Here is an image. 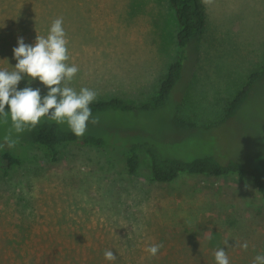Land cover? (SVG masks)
<instances>
[{"label":"rangeland","instance_id":"374dc122","mask_svg":"<svg viewBox=\"0 0 264 264\" xmlns=\"http://www.w3.org/2000/svg\"><path fill=\"white\" fill-rule=\"evenodd\" d=\"M202 2L208 20L199 58L193 68L187 51L182 78L164 107L93 115L99 123L89 122L86 132L105 137V148L69 143L53 160L28 141L31 130L19 134L15 148L0 150V158L8 149L22 160L7 175L0 171V233L20 228L23 255L40 257L48 239L59 241L55 254L64 246L78 258L94 255L99 244L102 255L114 246L116 257L128 264H193V257L202 264L199 258L223 247L234 263L240 256L253 259L255 249L264 252V200L250 176L182 174L158 182L151 179L144 150L136 174L125 166L128 145L136 141L156 143L185 161L213 156L250 166L264 159V77L235 115L217 124L251 73L264 67V0ZM57 17H63L69 40L68 63L86 69L70 86L93 89L97 99L146 102L176 55L178 24L168 0H0V68L12 70L17 63L13 48L19 37L34 44ZM29 82L47 94L38 79L27 76L18 90ZM179 104L181 116L214 126L177 127ZM10 127V119L0 121V143ZM227 193L236 203L224 200ZM245 241L247 250L239 247ZM152 243L163 244L155 257L145 251Z\"/></svg>","mask_w":264,"mask_h":264},{"label":"trees","instance_id":"16d2710c","mask_svg":"<svg viewBox=\"0 0 264 264\" xmlns=\"http://www.w3.org/2000/svg\"><path fill=\"white\" fill-rule=\"evenodd\" d=\"M174 9L177 19V51L174 60L169 66L167 73L163 76L157 90L152 94L148 101L142 104H134L119 96L110 98L96 99L91 105L92 114H100L108 111L136 112V111H154L164 107L169 100L171 91L182 78L184 62L187 58V51L193 53L192 67L196 64L199 53L202 36L207 26V12L202 0H168ZM264 77V67L251 73L244 86L236 95L228 101L223 117L217 122L221 123L235 115L242 103L247 99L249 93L259 78ZM187 89H183L184 92ZM181 105L179 104L174 116V123L177 127L184 128H202L210 129L213 124L198 125L180 115ZM28 141L43 148L50 153L53 160L59 158L61 148L69 143H81L87 146L105 148L109 141L105 137L86 132L83 137H76L67 125L57 124L56 122L45 117V120L39 123L33 129ZM128 155L126 156L125 166L130 174H136L143 165L144 150L150 158L151 179L158 182H170L182 174H203L214 177L228 176L232 174L248 175L252 178L253 183L264 200V159H257L250 166H243L235 162L226 164L220 162L213 156L197 157L191 161H185L178 157H172L156 145V143L136 141L128 145ZM22 163L21 158L16 156L11 150L5 149L0 158V171L7 175L9 171ZM21 231L0 233V264H128L125 259L117 257L115 261H108L100 253L104 249L97 245L96 253L90 257L78 258L75 254L66 252L64 246L60 247L59 255L55 254L59 241L48 239L44 245V251L40 257L36 254L30 256L28 252L23 255V239L20 237ZM60 244H64L60 241ZM222 246V244H221ZM114 246L109 250L116 252ZM27 250V248H25ZM48 250V251H47ZM213 251V250H210ZM209 252V251H208ZM207 258L203 259L202 264H216L214 252H210ZM256 254H264L260 249H255ZM116 254V253H115ZM238 262L230 261V264H252L250 258L238 257ZM192 261V259H190ZM193 264H198V259ZM152 259H147V262ZM170 264H183L178 260H170Z\"/></svg>","mask_w":264,"mask_h":264},{"label":"clouds","instance_id":"9594fccd","mask_svg":"<svg viewBox=\"0 0 264 264\" xmlns=\"http://www.w3.org/2000/svg\"><path fill=\"white\" fill-rule=\"evenodd\" d=\"M63 23V17L55 18L47 36L37 35L34 44H26L23 37H19L13 48L17 63L12 70L0 68V121L4 124L9 119L11 121L0 150L5 146L15 148L19 134L33 130L45 117L57 124H66L76 137L84 136L89 122L93 125L99 123V117L93 116L90 107L98 93L87 87L77 91L70 86L79 67L68 63L69 40ZM25 76L30 81L38 79L48 89L47 94L42 96L41 89L31 87L30 82L18 90L17 86ZM13 132L17 134L15 137ZM224 244L228 245V240ZM248 246L246 241L239 245L243 250ZM162 248V243H152L145 251L155 257ZM104 258L108 261L117 259L116 254L108 249ZM214 258L216 264H230L224 247L214 252ZM252 264H264V254H257Z\"/></svg>","mask_w":264,"mask_h":264},{"label":"crops","instance_id":"0c3cea01","mask_svg":"<svg viewBox=\"0 0 264 264\" xmlns=\"http://www.w3.org/2000/svg\"><path fill=\"white\" fill-rule=\"evenodd\" d=\"M22 1H25V0H22ZM72 58H74V57H72ZM72 58H71V59H72ZM74 59H75V58H74ZM80 63H81V62H80ZM80 63L76 62L77 66H80V67H79V72H80L81 68H83L84 70H86L84 66L80 65ZM79 72H78V73H79ZM78 73H77V74H78ZM77 74H76L77 77L80 76L79 74H78V75H77ZM165 74H166V72H165ZM165 74H163V75L161 76V73H160V75H158L159 79L157 78L158 82H157V85H156V89L158 88L157 86H159L160 81H161V79L163 78V76H164ZM152 75H154V77H156V72L153 73ZM160 76H161V77H160ZM150 77H151V75H150ZM155 91H156V90H155ZM155 91H154V92H155ZM154 92H153V93H154ZM153 93H152V94H153ZM152 94H151V96H152ZM151 96H150V97H151ZM119 97H121V96H119ZM150 97H149V98H150ZM122 98H123V97H122ZM149 98H148V100H149ZM124 99H125V98H124ZM148 100H147V101H148ZM132 103H133V102H132ZM134 104H135V103H134ZM239 176H241V175H239ZM252 181H253V180H252ZM232 195H234V194H232V193H229V194L227 193V194H225L224 196H226V198H225L224 200H225L226 202L236 203V201H234ZM227 196L231 197V199H230V200H227V199H228Z\"/></svg>","mask_w":264,"mask_h":264}]
</instances>
